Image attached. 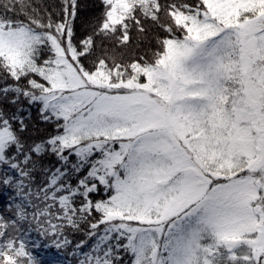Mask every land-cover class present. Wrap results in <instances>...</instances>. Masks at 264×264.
Returning <instances> with one entry per match:
<instances>
[{
  "label": "snow or ice",
  "instance_id": "6c2138e0",
  "mask_svg": "<svg viewBox=\"0 0 264 264\" xmlns=\"http://www.w3.org/2000/svg\"><path fill=\"white\" fill-rule=\"evenodd\" d=\"M5 199L0 264H264V0H0Z\"/></svg>",
  "mask_w": 264,
  "mask_h": 264
},
{
  "label": "trees",
  "instance_id": "16d2710c",
  "mask_svg": "<svg viewBox=\"0 0 264 264\" xmlns=\"http://www.w3.org/2000/svg\"><path fill=\"white\" fill-rule=\"evenodd\" d=\"M36 2L39 3L40 0H36ZM4 195L6 196V194H4ZM6 202L7 201L5 199L2 203H0V208H3L6 205ZM38 251H39V257L38 258H42V257H44V258H51V256L55 254V251L56 250L55 249H51L49 251L47 249L41 248Z\"/></svg>",
  "mask_w": 264,
  "mask_h": 264
},
{
  "label": "rangeland",
  "instance_id": "374dc122",
  "mask_svg": "<svg viewBox=\"0 0 264 264\" xmlns=\"http://www.w3.org/2000/svg\"><path fill=\"white\" fill-rule=\"evenodd\" d=\"M42 261H44V262H47V261H49L50 260V258H44V257H42V258H40Z\"/></svg>",
  "mask_w": 264,
  "mask_h": 264
}]
</instances>
